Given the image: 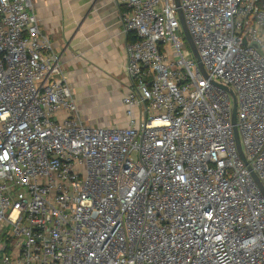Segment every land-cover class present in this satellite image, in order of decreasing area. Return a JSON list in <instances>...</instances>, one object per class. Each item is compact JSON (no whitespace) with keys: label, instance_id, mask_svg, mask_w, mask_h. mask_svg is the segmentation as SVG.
Instances as JSON below:
<instances>
[{"label":"built area","instance_id":"2783aa9c","mask_svg":"<svg viewBox=\"0 0 264 264\" xmlns=\"http://www.w3.org/2000/svg\"><path fill=\"white\" fill-rule=\"evenodd\" d=\"M115 1L126 127L84 123L31 0H0L2 264H264V0Z\"/></svg>","mask_w":264,"mask_h":264},{"label":"crops","instance_id":"0c3cea01","mask_svg":"<svg viewBox=\"0 0 264 264\" xmlns=\"http://www.w3.org/2000/svg\"><path fill=\"white\" fill-rule=\"evenodd\" d=\"M31 2L40 28L61 55L84 123L128 126L122 99L129 87L127 44L132 34L123 29V7L115 0Z\"/></svg>","mask_w":264,"mask_h":264},{"label":"water","instance_id":"95a60500","mask_svg":"<svg viewBox=\"0 0 264 264\" xmlns=\"http://www.w3.org/2000/svg\"><path fill=\"white\" fill-rule=\"evenodd\" d=\"M176 4L179 6L180 5V0H176ZM178 14H179L181 27H182L185 39H186L190 49L192 50L194 58L196 59V61L198 62L199 66H200V70L206 76L207 73H206V71L204 69V66H203L202 61H201V57H200L199 52H198V50L196 48V45H195V43L193 41V38H192L191 34L188 31V28H187V25H186V22H185V18H184V14H183V11H182L181 8H178ZM224 88L227 89L232 94L233 102H234L233 123L236 124V97H235L234 93L232 92V90L230 88L225 87V86H224ZM235 137H236V144H237L238 151L243 156V151H242V147H241V143H240V139H239L238 128H237L236 125H235ZM256 178H257V176H256ZM257 181H258L259 186L261 187V189L264 192L263 184L260 182V180L258 178H257Z\"/></svg>","mask_w":264,"mask_h":264},{"label":"rangeland","instance_id":"374dc122","mask_svg":"<svg viewBox=\"0 0 264 264\" xmlns=\"http://www.w3.org/2000/svg\"><path fill=\"white\" fill-rule=\"evenodd\" d=\"M182 31L183 30L181 28V29L178 30V33H181ZM186 56H188V54ZM111 122L114 123V121H111ZM115 124H117V122H115ZM2 263H3V251L0 250V264H2Z\"/></svg>","mask_w":264,"mask_h":264},{"label":"trees","instance_id":"16d2710c","mask_svg":"<svg viewBox=\"0 0 264 264\" xmlns=\"http://www.w3.org/2000/svg\"><path fill=\"white\" fill-rule=\"evenodd\" d=\"M131 39H132V36H131ZM131 39H130V40H131Z\"/></svg>","mask_w":264,"mask_h":264}]
</instances>
